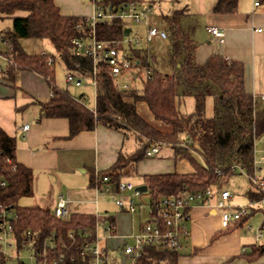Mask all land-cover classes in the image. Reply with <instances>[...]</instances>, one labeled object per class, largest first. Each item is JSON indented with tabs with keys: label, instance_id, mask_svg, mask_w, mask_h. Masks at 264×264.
<instances>
[{
	"label": "trees",
	"instance_id": "1",
	"mask_svg": "<svg viewBox=\"0 0 264 264\" xmlns=\"http://www.w3.org/2000/svg\"><path fill=\"white\" fill-rule=\"evenodd\" d=\"M100 1L116 9L133 0ZM237 2L218 0L213 13L233 12ZM1 18L12 20L11 28L4 30L0 38L7 43L5 52L13 64L5 66L0 82L9 86L16 70L42 77L50 97L45 102H37L38 120L67 119L68 138L92 131L98 125L120 132L124 137L129 134L135 137L137 146L133 152H120L108 169L99 172L107 174L115 184L135 176L136 164L148 158L146 151L156 144L169 148L174 161L185 159L195 165L196 170L142 175L150 204L161 198L177 197L183 191L222 190L230 177L253 173L256 143L264 136V109L258 110L256 99L245 92L240 62L227 63L219 55H211L202 65L194 62L196 44L190 39L185 8L161 16L169 43L160 61L149 55V44L145 41L138 48L128 43L127 49L135 60L133 69L136 70V76L130 82L131 86L138 83V87L118 88L106 65L99 63L93 109L77 100L80 93L75 94L73 87L55 84V65L59 63L65 74L69 72L84 78V88H88L92 59L87 54L76 56L71 43L73 37L89 34L85 27L82 32L77 30V26L83 24V17L61 15L53 0H0ZM126 28L125 20L112 18L96 26L95 37L99 41L121 44L133 35L124 36ZM21 39L46 40L53 47L54 54L27 53L20 45ZM49 58L52 63L47 65ZM151 66L152 71L148 74L147 68ZM187 97L193 100L191 112L181 110L183 99ZM208 101L212 102L211 107ZM138 103H144L153 119L163 127L157 128L144 120L137 111ZM208 107L210 113H207ZM15 149V139L0 128V174L7 182L6 186L0 187V204H11L15 209L16 219L11 225L17 249L21 248V234L29 229L38 234L35 252L46 248L49 260L63 256L59 264H87V260L77 257L78 247L95 239L94 215L71 213L66 219H57L48 207L19 205L21 198L32 195L33 177L30 169L16 162ZM233 167L239 170L233 172ZM261 168L264 176V164ZM249 183L250 189L245 195L250 202L264 199V191L250 179ZM260 210L252 208L250 216ZM246 220L233 222L212 239L241 228ZM51 234L54 235L53 251L44 244ZM103 251L107 264H117L116 257L105 247ZM263 254V245H252L245 258L254 262ZM179 256L176 251L147 247L135 264H177ZM71 257L74 260L71 261ZM5 263L6 257L0 254V264Z\"/></svg>",
	"mask_w": 264,
	"mask_h": 264
},
{
	"label": "crops",
	"instance_id": "2",
	"mask_svg": "<svg viewBox=\"0 0 264 264\" xmlns=\"http://www.w3.org/2000/svg\"><path fill=\"white\" fill-rule=\"evenodd\" d=\"M53 1L63 16L84 17L93 12L92 0ZM133 1L140 8H151L152 16L149 23L159 29H164L160 27L162 21L159 17L161 19L162 15H167L175 9L185 8V22L190 30V39L196 44L194 62L202 65L211 55H219L227 63L240 62L243 66L245 92L256 99L258 110L264 109V99H261L262 96L264 97V0H259L258 6L253 5L254 0H238L235 11L222 14L213 13V7L218 0ZM11 26V18H1L0 34ZM209 27L221 30L224 34L223 38L220 40L212 36L207 31ZM130 29V34H133V29ZM135 33L144 36L145 28L143 26L142 30L137 28ZM24 40L26 39H21L19 42L23 50L27 52L26 45L28 47L30 43L23 45ZM156 41L159 39L155 38L152 42ZM160 42H163L167 48L168 41ZM6 48L7 43L0 38V52H5ZM41 51L46 54L44 48L38 50V52ZM152 55L160 61L158 53H152ZM22 72L17 70L13 72V81L9 86L0 82V128L15 139L16 162L31 170L32 186L36 194L39 192L41 206L48 208L50 206L52 210L56 198L62 195L69 200L68 216L71 213L94 215L96 211H106L114 228V236L103 240L101 244L108 251H114L116 247L111 243L114 239L124 240L147 220L148 200L145 202L141 196L138 199L140 207L134 214L119 211L105 199H101L96 204L92 180L95 173L108 169L117 160L120 152L129 154L135 150L137 144L126 148L128 137L100 125L92 131H83L68 138L67 119L38 120L37 102L47 101L50 91L46 86L47 94L39 96L36 88H33L34 85H31L32 81L36 80L28 77L34 75L40 82V76L31 73L27 77ZM17 83H22L23 86L18 87ZM13 88H19L21 93ZM207 103L209 107L212 106L211 101ZM24 125H28L26 131L22 129ZM259 151L261 153L262 148ZM142 161L138 162L135 168V176L139 178L142 175L157 174L147 170L162 166V162L156 161L152 165H142ZM165 164L168 166L166 170L168 172L163 173L175 171L173 165L169 166L168 162ZM139 185H143L142 181L135 186ZM222 190L228 191L224 188ZM244 196L243 198L232 196L230 202L233 208L247 207L250 204V200L246 195ZM72 207L75 208L73 211ZM255 214L250 216L241 228L212 239L216 233L223 230L219 212L205 205L191 207L188 213L189 236L182 241L177 264H264V254L254 262L245 258L252 245L264 246V242L259 244L263 236L255 241V228L258 225L261 226L262 235L264 233V215L260 223L255 224L251 221L255 219ZM250 223L253 224L252 229L247 228V224ZM248 233L253 234V242L249 239Z\"/></svg>",
	"mask_w": 264,
	"mask_h": 264
},
{
	"label": "built area",
	"instance_id": "3",
	"mask_svg": "<svg viewBox=\"0 0 264 264\" xmlns=\"http://www.w3.org/2000/svg\"><path fill=\"white\" fill-rule=\"evenodd\" d=\"M259 0H254L253 5L258 6ZM93 12L91 15L83 17V24L77 26V30L82 32L85 28L89 29L87 36H77L71 39L73 50L76 56L87 54L92 59V71L87 79L88 88L93 89L95 95L96 72L99 63H104L108 68L109 76L113 83L122 90L131 87V82L136 76V70L133 69L135 60L127 49L129 42L133 43L134 48L140 47L142 41L152 42L155 38L162 41H168L165 30L150 25L149 20L152 16L150 7L140 8L135 1H130L118 8L104 5L100 0H92ZM121 18L133 25H140L145 28L144 36L133 34L129 39H124L121 44L99 41L95 37V28L97 25L112 18ZM85 27V28H84ZM212 36L223 38L224 34L216 27H209L207 30ZM121 45V47L119 46ZM16 54V53H14ZM41 55H45L44 52ZM224 60V59H223ZM226 62V61H224ZM52 63V59L47 60V65ZM7 64H13L5 52H0V75L3 73ZM152 66L147 68V73L152 71ZM65 83L75 89L83 88L85 80L82 77H76L67 72L65 74ZM86 91H82L76 96L77 100L85 102L87 100ZM261 99H264L262 96ZM24 131L28 125L22 127ZM264 139V136L262 137ZM160 145L156 144L149 148L145 155L152 157L159 152ZM264 164V150L260 159L254 157V170L248 179L261 191H264V176L262 174V165ZM239 170L233 167L232 171ZM6 180L0 174V187L6 186ZM128 180H121L117 184L112 182L107 174L95 173L92 180V189L94 192V203L98 204L101 199L112 203L119 211L134 214L140 207L139 198L142 196ZM232 196L229 191L206 189L201 192L183 191L177 197H165L148 205L147 220L141 223L136 232L125 237L123 244L114 251H108L114 257L123 255L125 264H135L136 260L143 255L147 247L166 249L179 252L182 249V241L189 236L188 220L189 210L195 205H205L209 209L219 212L220 225L222 229L228 228L233 222L240 219H249L250 210L264 207V199L259 202H250L246 207L233 208L231 204ZM69 200L62 195L55 200L51 210L52 215L57 219H66L68 217ZM95 239L85 241L78 247V256L80 260H87V264H107L104 246L102 241L114 236V228L109 221V214L106 211H96L94 213ZM16 219L15 209L11 204H0V254L6 257L5 264H12V259L17 260L16 264H59L63 261V256L57 259H48L47 250H34V243L38 234L31 230H26L21 234V248H18L17 240L14 238L11 222ZM253 224H247L248 229H252ZM261 226L255 228V241L262 238ZM72 237V234L70 235ZM54 235L46 238L44 244L53 251ZM61 245V242H59ZM120 251V254L118 253ZM74 257H71V261Z\"/></svg>",
	"mask_w": 264,
	"mask_h": 264
},
{
	"label": "rangeland",
	"instance_id": "4",
	"mask_svg": "<svg viewBox=\"0 0 264 264\" xmlns=\"http://www.w3.org/2000/svg\"><path fill=\"white\" fill-rule=\"evenodd\" d=\"M19 13H21V12H19ZM159 20H161L160 17H159ZM127 25H128V27L133 29V34H135L137 28L142 30V26H140V25L139 26L133 25V24H129L128 22H127ZM160 27L164 28V25L161 24ZM160 41L161 40L156 41V42H152L151 44H149L150 46L148 49V53H149V55H152V53H158L160 60H161L163 58V56L165 55V53H166L165 50L167 48H166L165 44L163 42H160ZM28 42L30 43V45L28 47L26 45V51L29 53L38 52V50L40 48H44V51L47 54H54L53 47L46 40L38 41V40H34V39H26V40H24L23 45L25 43L29 44ZM40 53H42V51ZM5 54H6V52H5ZM158 61H159V59H158ZM157 65L159 66L158 63H157ZM23 75L27 76V75H31V73H25L24 72ZM28 78H32L33 80H36L35 82L32 81L33 84H31V85H34L33 88H36V91L38 92L39 96L43 95V94H47V92H48L47 87H46L47 85H45L44 79L39 77L40 82H38L37 81L38 78H36L34 75L29 76ZM0 80H1V78H0ZM55 84L60 86V87L66 86L65 71L62 68L61 64H59V63H56V65H55ZM17 86L21 87V86H23V84L17 83ZM138 86H139L138 83H136V84L134 83L131 86V88L132 87H138ZM71 89L76 94L82 90L86 91L88 96H87V100L85 101V105L89 109L94 108V106H95V95H94L93 89L84 88V87L82 89H73V88H71ZM13 90L17 91L18 93H21L19 88H13ZM30 93L32 94V92H30ZM33 94L35 95V93H33ZM136 107H137L138 113L144 118V120H146L147 122H149L150 124L154 125L157 128L163 127L162 124H160L159 122H157L153 119L150 111L148 110L147 106L144 103H138L136 105ZM192 109H193V100L191 98H188V97L183 99V102L181 104V110H183L185 112H191ZM207 113H210L209 107L207 108ZM135 143H136L135 137L133 135L129 134L128 140H126V148H127V146L129 147L130 145L135 144ZM260 147L262 148V150H264V148H263L264 147V141L259 140L256 143L255 153H256V159L257 160L260 159V156L262 154V151H261V153L259 151V150H261ZM156 161L162 162V166H160V168L148 169L147 171H150L151 173L168 172V171H166V170H168V166H166V164H165L166 162L170 163L169 166L173 165L175 167L176 172H181V173H187L188 172L189 173V172H194L196 170V166L190 164L185 159H180L178 161H174L172 158V151L169 148H167L166 146H161L159 149V152L157 154H155L154 156H152L150 158L144 159L141 164L142 165H146V164L152 165ZM169 172H170V169H169ZM125 179L130 181L133 185H138L141 182V178H139L137 176L126 177ZM223 188L228 190L231 193V196H233V198L234 197L243 198V197H245L244 195H245L246 191L248 189H250L249 179H248L247 175H245L243 173L234 175L228 179L227 183L224 185ZM142 198L144 199L145 202H147V200H149L148 192L142 193ZM39 201H40L39 192L36 194L35 190L32 186V195L29 197L21 198L19 200V205H22V206L40 205ZM49 208H50V206H49ZM73 209H75V208L72 207L71 210L73 211ZM256 213L257 214H255V219L253 218L251 221L255 224H259L260 221L262 220L263 215H264V207L261 208V210L256 212ZM252 235H253L252 233H248L249 239L253 242V236ZM123 241H124L123 239H114L111 243H113V245L116 248H118L119 246H121L123 244ZM263 242H264V233H263V238L259 241V244H261ZM16 261L17 260L14 261V259H12V264H16ZM116 262H117V264H125V257L123 255L116 256Z\"/></svg>",
	"mask_w": 264,
	"mask_h": 264
},
{
	"label": "water",
	"instance_id": "5",
	"mask_svg": "<svg viewBox=\"0 0 264 264\" xmlns=\"http://www.w3.org/2000/svg\"><path fill=\"white\" fill-rule=\"evenodd\" d=\"M131 32L130 28L124 30V36H128ZM140 194L147 192V187L145 185H139L135 188ZM120 254V251L118 252Z\"/></svg>",
	"mask_w": 264,
	"mask_h": 264
}]
</instances>
